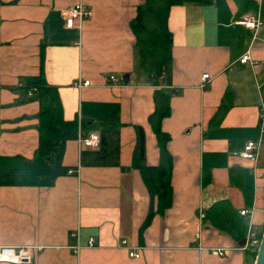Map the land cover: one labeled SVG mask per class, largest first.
Masks as SVG:
<instances>
[{
	"label": "crops",
	"instance_id": "crops-1",
	"mask_svg": "<svg viewBox=\"0 0 264 264\" xmlns=\"http://www.w3.org/2000/svg\"><path fill=\"white\" fill-rule=\"evenodd\" d=\"M170 1L165 90L176 95L163 131L173 202L160 214L140 172L161 162L149 123L160 88L137 68L131 29L146 0H0V165L36 158L40 105L23 92L29 80L57 88L65 121L100 137L97 150L67 143L74 176L43 171L36 186L0 185V248L27 250L30 264H255L206 214L227 203L264 232V28L238 25L264 0ZM80 2L93 17L69 30L64 14ZM250 142L260 143L256 160L241 157Z\"/></svg>",
	"mask_w": 264,
	"mask_h": 264
},
{
	"label": "trees",
	"instance_id": "trees-1",
	"mask_svg": "<svg viewBox=\"0 0 264 264\" xmlns=\"http://www.w3.org/2000/svg\"><path fill=\"white\" fill-rule=\"evenodd\" d=\"M176 2L170 0H146L139 7L137 17L131 25L138 43L137 68L142 76L152 81L160 90L155 92V112L149 123L157 138L161 155L158 167L140 168L143 181L148 189L152 202L157 199L158 211L163 214L172 207V156L168 152L171 137L163 131V122L172 114L171 101L175 91L165 90L171 87L172 79V34L168 29L170 9ZM264 16V8H262ZM23 92L27 95L36 90L30 98L40 105L39 114V149L32 162L18 164L2 163L0 165V185L10 187L36 186L44 178L43 171L49 172V179L68 176L71 168L63 165L68 142L77 141L78 123H68L64 119L63 106L57 88L48 86L43 78L29 80ZM52 170L56 172L53 179ZM154 217L150 212L148 219L140 230V239L150 226ZM214 227L230 236L237 242H245L247 225L240 214L227 203L216 204L206 214ZM251 255L256 262L257 254Z\"/></svg>",
	"mask_w": 264,
	"mask_h": 264
},
{
	"label": "built area",
	"instance_id": "built-area-1",
	"mask_svg": "<svg viewBox=\"0 0 264 264\" xmlns=\"http://www.w3.org/2000/svg\"><path fill=\"white\" fill-rule=\"evenodd\" d=\"M93 17V12L88 10L82 2L77 4L74 8L69 10L64 14L66 28L69 30L78 29L82 30L83 23L90 18ZM238 25L243 26L247 29L253 30L254 32H259L260 29L264 28V16L262 11V6L259 5L258 9L245 16V18L238 23ZM252 61L250 54L245 56L240 63L242 65H246ZM209 80V76H204V83ZM111 82L113 84L118 83V80L114 77L111 78ZM89 83L78 84V88L81 90L87 86ZM23 88L24 86L21 85ZM36 90H32L28 93V97L32 98ZM264 134V129H263ZM77 144L79 149L82 150L84 148L97 150L100 148V137L98 134H90L85 136L82 124L79 123L78 127V137ZM260 149V143L250 142L245 147L244 152L241 154V157L248 160H256L258 157V152ZM77 173V172H76ZM75 172H69V176L76 175ZM249 215V212H242L241 216L246 217ZM263 237V232H260L257 228H255L252 224H250L247 228V234L245 238V243L243 246V250L245 252H250L252 254H257L261 245ZM126 243H124L125 245ZM94 241L90 240L89 247H94ZM129 257L131 259L139 260L141 258L140 253L137 251L129 250ZM32 261L31 255L27 250H14L8 248H0V264H30Z\"/></svg>",
	"mask_w": 264,
	"mask_h": 264
},
{
	"label": "water",
	"instance_id": "water-1",
	"mask_svg": "<svg viewBox=\"0 0 264 264\" xmlns=\"http://www.w3.org/2000/svg\"><path fill=\"white\" fill-rule=\"evenodd\" d=\"M128 80H129V77L127 76L124 79V82L127 84ZM52 174H53V179H55L56 178L55 170H52ZM255 264H264V232H263L261 245H260V248H259L258 253H257V258H256Z\"/></svg>",
	"mask_w": 264,
	"mask_h": 264
}]
</instances>
